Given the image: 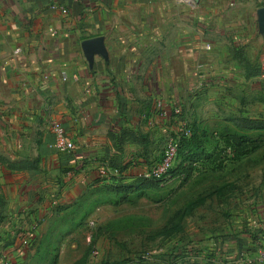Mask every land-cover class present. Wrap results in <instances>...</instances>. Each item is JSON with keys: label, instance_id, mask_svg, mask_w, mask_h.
<instances>
[{"label": "crops", "instance_id": "obj_1", "mask_svg": "<svg viewBox=\"0 0 264 264\" xmlns=\"http://www.w3.org/2000/svg\"><path fill=\"white\" fill-rule=\"evenodd\" d=\"M262 7L264 0H0V212L48 205L49 195L67 205L113 176L144 175L180 69L193 66L205 43L249 40V23L264 27ZM94 36L104 38L108 58L95 55L90 67L80 43ZM54 123L70 153L51 146ZM250 213L256 229L242 241L260 250L264 192ZM216 242L223 255L239 247Z\"/></svg>", "mask_w": 264, "mask_h": 264}, {"label": "rangeland", "instance_id": "obj_2", "mask_svg": "<svg viewBox=\"0 0 264 264\" xmlns=\"http://www.w3.org/2000/svg\"><path fill=\"white\" fill-rule=\"evenodd\" d=\"M250 26L249 40L205 43L193 66L180 69L176 98L151 152L157 163L168 142L187 134L194 122L222 156L218 172L166 178L157 188L127 194L128 202L106 184L67 205L49 195L48 205L25 207L17 215L0 212L6 223L0 264H52L55 258V264H74L87 251L86 264H258L255 254L264 247L242 240L256 229L249 228L250 212L257 215L262 207L264 140L237 161L229 160V144L219 138L243 132L241 117L264 119V27ZM258 133L264 139V131L251 135ZM221 236L236 241L237 252H218Z\"/></svg>", "mask_w": 264, "mask_h": 264}, {"label": "trees", "instance_id": "obj_3", "mask_svg": "<svg viewBox=\"0 0 264 264\" xmlns=\"http://www.w3.org/2000/svg\"><path fill=\"white\" fill-rule=\"evenodd\" d=\"M238 126L244 131H235L219 137L220 139L224 138L229 144V154L232 156L229 160L241 161L258 149L259 144L264 140L260 133L255 137L251 135V133L264 131V119L241 117ZM189 128L187 134L185 131L179 133L173 165L161 178L145 177L142 174L133 181L124 182L122 179H115V176L112 177L115 182L113 181L109 185L112 186V191L123 194L120 201L128 202L129 197L127 194L129 193H144L146 189L157 188L166 178L182 177L187 180L196 171L198 173H215L223 167V162L219 161L222 157L219 151L216 149L212 151L205 143V131L200 130L194 122L190 124ZM161 159L162 157L156 162L159 163ZM157 163H151L148 170ZM88 255L89 251L77 259L74 264H86ZM55 263L56 258L52 264Z\"/></svg>", "mask_w": 264, "mask_h": 264}, {"label": "built area", "instance_id": "obj_4", "mask_svg": "<svg viewBox=\"0 0 264 264\" xmlns=\"http://www.w3.org/2000/svg\"><path fill=\"white\" fill-rule=\"evenodd\" d=\"M61 11L63 13H66L65 8H61ZM207 48H210L207 46ZM64 77V75H63ZM51 132L54 136L53 144L51 146L55 148L58 152L61 153H70L73 149V144L71 141L67 140L65 129L62 125L54 123L51 126ZM176 146L177 141H170L165 147L163 157L161 161L154 166H152L145 174V177H153L156 179L161 178L163 175H165L168 170L172 167L175 155H176ZM256 262L258 264H264V249L258 251L256 255Z\"/></svg>", "mask_w": 264, "mask_h": 264}, {"label": "water", "instance_id": "obj_5", "mask_svg": "<svg viewBox=\"0 0 264 264\" xmlns=\"http://www.w3.org/2000/svg\"><path fill=\"white\" fill-rule=\"evenodd\" d=\"M258 19L259 26L262 27L264 25V7L258 10ZM80 47L90 67H92L95 55H99L105 60L108 58L104 38L102 36L83 39L80 43Z\"/></svg>", "mask_w": 264, "mask_h": 264}]
</instances>
